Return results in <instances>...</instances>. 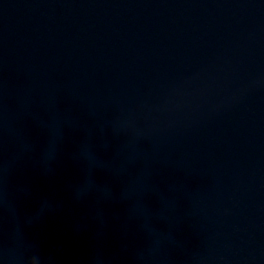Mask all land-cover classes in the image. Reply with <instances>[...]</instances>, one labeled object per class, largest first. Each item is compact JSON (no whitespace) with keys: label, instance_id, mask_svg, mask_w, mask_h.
<instances>
[{"label":"water","instance_id":"95a60500","mask_svg":"<svg viewBox=\"0 0 264 264\" xmlns=\"http://www.w3.org/2000/svg\"><path fill=\"white\" fill-rule=\"evenodd\" d=\"M0 264H264V0H0Z\"/></svg>","mask_w":264,"mask_h":264}]
</instances>
